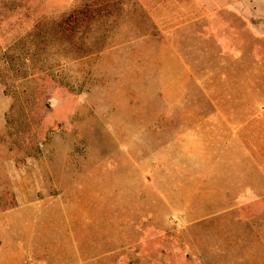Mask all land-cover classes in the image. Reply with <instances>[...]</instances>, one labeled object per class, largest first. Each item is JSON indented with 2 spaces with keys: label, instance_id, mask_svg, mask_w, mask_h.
Masks as SVG:
<instances>
[{
  "label": "rangeland",
  "instance_id": "rangeland-1",
  "mask_svg": "<svg viewBox=\"0 0 264 264\" xmlns=\"http://www.w3.org/2000/svg\"><path fill=\"white\" fill-rule=\"evenodd\" d=\"M264 0H0V264H264Z\"/></svg>",
  "mask_w": 264,
  "mask_h": 264
},
{
  "label": "crops",
  "instance_id": "crops-1",
  "mask_svg": "<svg viewBox=\"0 0 264 264\" xmlns=\"http://www.w3.org/2000/svg\"><path fill=\"white\" fill-rule=\"evenodd\" d=\"M258 187H259V197H258L259 199H258V201L264 202V189H263V191H261L262 187H261L260 183L258 184Z\"/></svg>",
  "mask_w": 264,
  "mask_h": 264
}]
</instances>
